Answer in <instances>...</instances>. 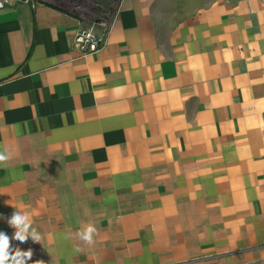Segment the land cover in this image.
I'll list each match as a JSON object with an SVG mask.
<instances>
[{"label":"crops","instance_id":"crops-1","mask_svg":"<svg viewBox=\"0 0 264 264\" xmlns=\"http://www.w3.org/2000/svg\"><path fill=\"white\" fill-rule=\"evenodd\" d=\"M4 149L0 231L30 213L28 264H264V0L1 10Z\"/></svg>","mask_w":264,"mask_h":264},{"label":"clouds","instance_id":"clouds-1","mask_svg":"<svg viewBox=\"0 0 264 264\" xmlns=\"http://www.w3.org/2000/svg\"><path fill=\"white\" fill-rule=\"evenodd\" d=\"M2 6L0 4V7ZM12 158L13 152L11 149L0 151V168H3ZM7 223L15 231L11 237L7 233L0 231V264H28L33 255L32 249L22 250L18 247H13L12 241L26 243L30 238L33 242H41V234L33 227L32 216L28 211L16 208V211L7 218ZM96 234V226L88 223L81 228L77 236L83 243L92 245L95 242L94 237ZM77 251H79L78 248ZM36 264H43V262L37 261Z\"/></svg>","mask_w":264,"mask_h":264},{"label":"built area","instance_id":"built-area-1","mask_svg":"<svg viewBox=\"0 0 264 264\" xmlns=\"http://www.w3.org/2000/svg\"><path fill=\"white\" fill-rule=\"evenodd\" d=\"M47 2L46 0H0V4L3 6L0 7V11L7 8H14L18 5H27L33 9L43 3ZM103 43V39H99L94 35L93 29L90 31H83L80 33L79 37L76 40V46L84 53H92L97 51Z\"/></svg>","mask_w":264,"mask_h":264},{"label":"rangeland","instance_id":"rangeland-1","mask_svg":"<svg viewBox=\"0 0 264 264\" xmlns=\"http://www.w3.org/2000/svg\"><path fill=\"white\" fill-rule=\"evenodd\" d=\"M47 1V0H46ZM103 21L104 23H92L89 25V27L85 28V31H90L93 29V33L95 36H97L99 39H103L105 31L107 29V20H100Z\"/></svg>","mask_w":264,"mask_h":264}]
</instances>
